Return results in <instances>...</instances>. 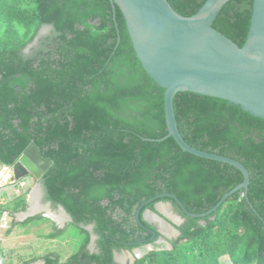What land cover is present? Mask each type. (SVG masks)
Instances as JSON below:
<instances>
[{"label": "trees", "instance_id": "16d2710c", "mask_svg": "<svg viewBox=\"0 0 264 264\" xmlns=\"http://www.w3.org/2000/svg\"><path fill=\"white\" fill-rule=\"evenodd\" d=\"M167 1L190 16L205 0ZM34 3L33 20L50 27L38 54L0 50V162L11 164L33 142L51 160L40 178L45 198L61 205L74 225L93 224L99 248L89 252L82 243L64 262L48 253L38 264H114V250L150 242L154 228L141 214L154 202L142 208L140 222L135 220L143 200L172 193L188 211L202 213L243 180L236 167L183 151L171 136L163 138L164 88L137 58L116 3ZM252 5L253 0H229L213 28L242 46ZM18 18L24 20V12ZM173 108L186 143L239 161L249 183L246 195L243 189L234 192L202 218L186 216L169 197L159 200L170 201L190 226L208 220L223 233L215 255L200 249L206 253L197 264H218L223 254L238 264H264V118L227 99L190 91L177 92ZM238 228L242 232L235 234ZM185 230L173 244L186 237ZM190 232L203 236L210 229ZM154 255L136 264H178L181 254L162 255L157 263Z\"/></svg>", "mask_w": 264, "mask_h": 264}, {"label": "water", "instance_id": "95a60500", "mask_svg": "<svg viewBox=\"0 0 264 264\" xmlns=\"http://www.w3.org/2000/svg\"><path fill=\"white\" fill-rule=\"evenodd\" d=\"M228 1L205 0L194 14L184 16L176 12L167 0H110L112 6L116 3L122 12L141 65L157 85L164 88L167 134L163 138L173 137L183 151L228 163L240 170L243 176L240 183L202 213L188 211L175 194H156L139 204L135 212L137 222H140L139 214L143 207L152 202L156 206L159 199L164 197L175 201L186 216L202 218L216 211L234 192L243 189L242 194H247L249 174L246 168L233 158L202 151L186 143L179 133L173 108L176 93L190 91L227 99L251 114L264 118V0H253L250 26L242 46L212 26L219 10ZM29 151L33 156L27 155ZM50 165L51 160L42 157L33 142L13 163L19 170L24 166L41 169L38 179ZM40 186L41 183L38 189ZM60 209L70 217L62 206ZM146 210L149 209L142 211V218L155 230L151 229L150 242L132 248H143L145 253L158 250L156 244L160 240L170 245L163 238L167 236L159 227L145 217ZM159 218L168 223L164 217ZM158 232L161 236H157ZM148 245L153 248L147 249Z\"/></svg>", "mask_w": 264, "mask_h": 264}, {"label": "rangeland", "instance_id": "374dc122", "mask_svg": "<svg viewBox=\"0 0 264 264\" xmlns=\"http://www.w3.org/2000/svg\"><path fill=\"white\" fill-rule=\"evenodd\" d=\"M22 12L25 14V19L21 21L18 17ZM35 16L34 0H0V50L21 49L24 53L37 50L40 43L43 42L44 36L50 33V27L47 25L39 26L37 20H33ZM91 28L93 29V26ZM93 31L95 33V30ZM16 159L8 165H13ZM0 164L1 166L6 165L1 162ZM39 184L40 179L31 173H27L13 183L0 185V223L7 225L6 228H0V264H22L24 261L33 259H36L33 263L38 264L42 262L41 258L48 253H52L59 262H63L70 254L77 252L82 243H86V247L88 245L89 252L91 250L96 252L94 248L95 234L90 224H80V227H77L72 224V218L69 216L62 223L53 222L55 220L52 217L45 216V211L30 216H20L22 212L24 214L27 211L28 196L34 192L35 188L38 189ZM38 191V203L50 208L56 214L63 212L60 209L61 205L45 198L41 186ZM160 203L168 206L171 216H177L181 220L179 226L173 225L174 231L169 229L168 237H163L171 246L169 245L168 249L149 251L142 257L129 256L134 247L114 250V255L120 257L121 263L125 261V264H136L137 260L143 259L150 252H155L153 257L156 263L162 255L168 258V255L179 257L181 254L178 264H197L202 253H206L200 249L207 250L210 248L212 256L215 255L218 250L217 238L223 239L224 237L220 228L211 227V221L202 219L190 226L191 221L183 216L170 201L160 200ZM230 203L231 201H228L227 205ZM147 209L151 208L147 207ZM120 215L119 213L115 214L118 217ZM192 227H202L205 232L208 228L210 234L191 235ZM182 228L186 229V237L180 238L173 244L172 240L178 238ZM233 230H235L234 226ZM241 232L242 230L238 228L234 233L240 234ZM157 236L161 235L158 233ZM126 256H128L127 261L126 259L123 260ZM218 257V264L223 263L226 258L224 254Z\"/></svg>", "mask_w": 264, "mask_h": 264}, {"label": "bare ground", "instance_id": "6f19581e", "mask_svg": "<svg viewBox=\"0 0 264 264\" xmlns=\"http://www.w3.org/2000/svg\"><path fill=\"white\" fill-rule=\"evenodd\" d=\"M27 155H32V152L29 151ZM27 158L30 160L31 157L27 156ZM0 171L2 172H6L9 174V178L7 180L0 178V185L3 184H8V183H13L16 179L18 180L22 175H25L27 173H31L32 175H34L37 179L40 176L41 173V169L36 170L32 167H26L24 166L23 169L19 170L16 169L13 165H4L1 166L0 164ZM34 192H30L31 194L28 196V200L29 201V205L28 208L26 209L27 211L23 214V212L21 213L20 216H30L33 215L37 212H44L45 211V216H50L52 217L53 222H57V223H62V221H65V218L67 217V215L64 212H61L60 214H56L54 212H52L50 210V208L41 205L40 203H38V195H39V191L37 188H35L33 190ZM165 206L162 205V203H159L156 205V208H158L159 211H161L162 213L166 214L168 217H170V219H172L173 223L175 224H179V222L181 221L177 216H171L170 213H167V210L165 211L164 209ZM145 217L151 221V223H154L155 225H157L159 227V230L164 233V234H168L169 231V226L163 222L155 213H153L150 210H146L145 212ZM177 217V218H176ZM156 245H158L159 249H168L169 245L166 244L165 242H163L162 240H160ZM147 249H152L153 247L148 245L146 246ZM145 254V251L143 248H135L131 251V255H129L130 257H142ZM123 257V255H121ZM120 260V258L118 256H116L115 260L118 261ZM122 259V258H121Z\"/></svg>", "mask_w": 264, "mask_h": 264}, {"label": "crops", "instance_id": "0c3cea01", "mask_svg": "<svg viewBox=\"0 0 264 264\" xmlns=\"http://www.w3.org/2000/svg\"><path fill=\"white\" fill-rule=\"evenodd\" d=\"M158 203H160V202H158ZM158 203H156V205L158 204ZM162 205L163 206H165L164 207V209H165V211L167 210V213H170L171 211H170V209L168 208V206L167 205H164L163 203H162ZM147 209V208H146ZM152 209V208H151ZM151 209H149V210H151ZM152 211H155V213H157L159 216H161V217H164L166 220H167V222L168 223H166L168 226H169V229L171 228L172 229V231H174V226L173 225H175V226H179V224H175V223H173L172 221V219H170V217H168L166 214H164V213H162L161 211H159L158 210V208H156V206H153V209H152ZM171 214V213H170ZM172 215V214H171ZM158 216V217H159ZM64 222V221H63ZM164 222V221H163ZM72 224H73V222H72ZM91 226H92V229H93V224H90ZM75 226H77V227H80V224L79 225H75ZM169 232V231H168ZM179 232V231H178ZM93 233H94V230H93ZM159 233V232H158ZM157 233V234H158ZM175 233H176V230H175ZM95 234V233H94ZM159 234H161V233H159ZM165 236H167V234H164ZM168 237V236H167ZM96 240H97V235L95 234V238H94V248L96 249V252H98V250H99V248L96 246ZM87 249H89L88 248V245H87ZM93 250H91L90 252H92ZM76 252V251H75ZM75 252H73V253H75ZM72 253V254H73ZM71 255V254H70ZM69 255V256H70ZM68 256V257H69ZM113 257H114V259L116 258V256L114 255V253H113ZM128 256H126L123 260H125L126 258H127ZM120 258V257H119ZM66 260V259H65ZM64 260V261H65ZM118 260V259H117ZM63 261V262H64ZM126 261H127V259H126ZM126 262L125 261H123V263H121V261L120 260H118V261H114V264H125Z\"/></svg>", "mask_w": 264, "mask_h": 264}, {"label": "built area", "instance_id": "2783aa9c", "mask_svg": "<svg viewBox=\"0 0 264 264\" xmlns=\"http://www.w3.org/2000/svg\"><path fill=\"white\" fill-rule=\"evenodd\" d=\"M0 226H1L0 228H6L7 225L0 223ZM221 264H238V263H234L229 257H226L223 263Z\"/></svg>", "mask_w": 264, "mask_h": 264}, {"label": "clouds", "instance_id": "9594fccd", "mask_svg": "<svg viewBox=\"0 0 264 264\" xmlns=\"http://www.w3.org/2000/svg\"><path fill=\"white\" fill-rule=\"evenodd\" d=\"M0 178L7 180L9 178V174L6 172L0 171Z\"/></svg>", "mask_w": 264, "mask_h": 264}, {"label": "flooded vegetation", "instance_id": "af4514ba", "mask_svg": "<svg viewBox=\"0 0 264 264\" xmlns=\"http://www.w3.org/2000/svg\"><path fill=\"white\" fill-rule=\"evenodd\" d=\"M43 45H44V43L41 42V43H40V46L42 47ZM41 47H40V48H41ZM38 49H39V48H38ZM38 49H37V50H38ZM29 53L38 54V52H37L36 50H34V52H29ZM20 155H21V154H20ZM18 157H19V156H18ZM149 230H150V229H149Z\"/></svg>", "mask_w": 264, "mask_h": 264}]
</instances>
